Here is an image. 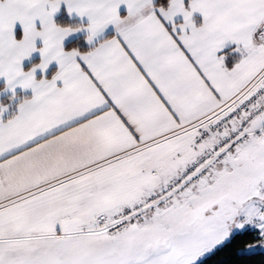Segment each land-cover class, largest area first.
Returning <instances> with one entry per match:
<instances>
[{
	"label": "snow or ice",
	"instance_id": "1",
	"mask_svg": "<svg viewBox=\"0 0 264 264\" xmlns=\"http://www.w3.org/2000/svg\"><path fill=\"white\" fill-rule=\"evenodd\" d=\"M62 2L115 34L65 50ZM0 76L34 91L0 119V264L264 256V0H0Z\"/></svg>",
	"mask_w": 264,
	"mask_h": 264
},
{
	"label": "crops",
	"instance_id": "2",
	"mask_svg": "<svg viewBox=\"0 0 264 264\" xmlns=\"http://www.w3.org/2000/svg\"><path fill=\"white\" fill-rule=\"evenodd\" d=\"M186 3L190 5V0H186ZM62 10H65L72 18L77 19L78 21H80L82 23V25H85V27L82 28L80 31L71 33L69 36H67L65 38V40H64L65 50H67L66 49V45H67L68 42H70V41H72L74 39H77V38H79L81 36H85L86 44L92 48L100 40L105 39V38H109V37H111L112 35L115 34V25H109L104 30L103 33L99 34L94 39V41L90 43L87 40V36L89 35V31H88V29L86 27L90 23V19L87 16L81 17V16H79V14L74 13V12L73 13H69L67 4L62 2L59 10L56 13H54V17L53 18H54L55 21H56L57 16L62 12ZM120 13H121V15H126V13H127L126 5H121ZM174 20H175V23L177 25L183 23V14L182 13L177 14V16L174 18ZM194 20L198 24L202 23V20H203L202 13H199V12L194 13ZM22 31H23L22 25L20 24V22H17L16 33H17L18 37L22 35ZM42 46H43L42 39H38L37 40V50L34 51L33 53H31L30 56L24 58V60L22 61V67H23V69L25 71L31 70L34 65H39L42 62L43 56H42V53L39 51V49ZM227 47L234 49L236 47V45L231 43V42H229ZM67 51H70V50H67ZM236 55H238V53H236ZM226 66L231 68L233 66V64H232L231 61H226ZM57 71H59V62L58 61H52L48 65L46 70L42 69V68H39V67L36 68V77H37V79H42V78L52 79ZM0 83L4 85L3 89L0 90V103H1V101H2V99L4 97L16 95L18 93L27 94L28 95L27 98H31L34 95V91H33L32 88L25 89L19 83L16 84L15 89L13 90L12 87H9L7 85V78L6 77L0 76ZM57 84H58V86H62V81H58ZM22 101H20L16 105H13V102L7 104L8 107L3 112L2 116H0V119H3V120L6 121V120L12 118L19 111V105H20V103Z\"/></svg>",
	"mask_w": 264,
	"mask_h": 264
},
{
	"label": "trees",
	"instance_id": "3",
	"mask_svg": "<svg viewBox=\"0 0 264 264\" xmlns=\"http://www.w3.org/2000/svg\"><path fill=\"white\" fill-rule=\"evenodd\" d=\"M56 22L61 25H72V26L82 25L80 21L72 18L65 10H62V12L57 16ZM74 48H78L81 51H85L90 49L91 47L86 44L85 36H81L67 43L66 45L67 50H72ZM3 87L4 85L0 83V90H2ZM27 97H28L27 94H21V93L12 96H6L2 99L0 104H9L13 102V105H16L17 103H19L20 101H22ZM251 239H252L251 236H245L236 241H233L230 244H227L224 248L219 250L215 255L210 257L207 261V264H261V261L264 260V256H262L259 253L251 257H245L243 259L239 258L236 254L237 249L242 244L250 241Z\"/></svg>",
	"mask_w": 264,
	"mask_h": 264
},
{
	"label": "clouds",
	"instance_id": "4",
	"mask_svg": "<svg viewBox=\"0 0 264 264\" xmlns=\"http://www.w3.org/2000/svg\"><path fill=\"white\" fill-rule=\"evenodd\" d=\"M35 66H37V65H34L33 67H35ZM29 71H30V70H29ZM30 99H31V98H25L20 104H23L25 101L30 100ZM7 107H8L7 104H0V110L5 111Z\"/></svg>",
	"mask_w": 264,
	"mask_h": 264
}]
</instances>
